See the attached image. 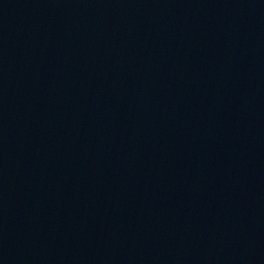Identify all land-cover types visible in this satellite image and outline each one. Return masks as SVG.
Instances as JSON below:
<instances>
[{
  "label": "water",
  "instance_id": "water-1",
  "mask_svg": "<svg viewBox=\"0 0 264 264\" xmlns=\"http://www.w3.org/2000/svg\"><path fill=\"white\" fill-rule=\"evenodd\" d=\"M0 264H264V0H0Z\"/></svg>",
  "mask_w": 264,
  "mask_h": 264
}]
</instances>
